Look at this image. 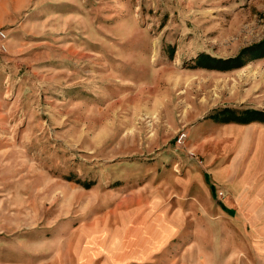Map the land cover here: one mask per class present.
I'll return each mask as SVG.
<instances>
[{
  "label": "rangeland",
  "instance_id": "1",
  "mask_svg": "<svg viewBox=\"0 0 264 264\" xmlns=\"http://www.w3.org/2000/svg\"><path fill=\"white\" fill-rule=\"evenodd\" d=\"M0 31V264H261L220 173L264 131V0H0Z\"/></svg>",
  "mask_w": 264,
  "mask_h": 264
},
{
  "label": "crops",
  "instance_id": "2",
  "mask_svg": "<svg viewBox=\"0 0 264 264\" xmlns=\"http://www.w3.org/2000/svg\"><path fill=\"white\" fill-rule=\"evenodd\" d=\"M246 138L243 137L237 154L231 156L220 177L222 188L232 197H237L235 202L249 203L248 210L252 208L253 227L250 233L253 235V250L259 263L264 264V131L258 137L261 141L256 142L260 146L246 154L248 161L242 165L238 162L241 159L244 161ZM259 246L262 247L261 251Z\"/></svg>",
  "mask_w": 264,
  "mask_h": 264
},
{
  "label": "built area",
  "instance_id": "3",
  "mask_svg": "<svg viewBox=\"0 0 264 264\" xmlns=\"http://www.w3.org/2000/svg\"><path fill=\"white\" fill-rule=\"evenodd\" d=\"M6 36H5V34H4V32L3 31H0V38L1 39H4ZM181 137L182 136H180V139H181Z\"/></svg>",
  "mask_w": 264,
  "mask_h": 264
},
{
  "label": "bare ground",
  "instance_id": "4",
  "mask_svg": "<svg viewBox=\"0 0 264 264\" xmlns=\"http://www.w3.org/2000/svg\"><path fill=\"white\" fill-rule=\"evenodd\" d=\"M157 221H158V220H157ZM156 225L158 226V224H156ZM156 225H155V226H156ZM90 254H91V253H90Z\"/></svg>",
  "mask_w": 264,
  "mask_h": 264
}]
</instances>
